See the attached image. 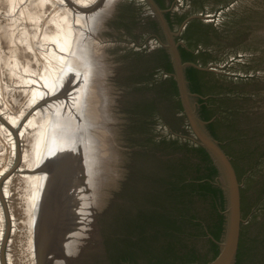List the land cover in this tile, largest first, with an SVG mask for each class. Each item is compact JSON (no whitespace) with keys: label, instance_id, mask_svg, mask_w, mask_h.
Here are the masks:
<instances>
[{"label":"rangeland","instance_id":"obj_1","mask_svg":"<svg viewBox=\"0 0 264 264\" xmlns=\"http://www.w3.org/2000/svg\"><path fill=\"white\" fill-rule=\"evenodd\" d=\"M61 1L47 0L45 9V0H0V118L15 129L17 137L15 153L13 134L1 120L0 264H40L30 228L25 223L30 207L34 206L33 192L37 188L36 181L33 187L23 176L29 168L24 166L22 158L31 146L20 135L34 115L45 112L40 95L45 90L42 79L45 47L51 43V40L45 41L46 35L60 37L65 26L77 24L75 3L87 5L94 0ZM115 3L113 14L91 28L92 38L87 48L94 50L93 66L82 67L87 73L82 107L89 111L84 115L87 122L83 128L89 131L93 119L99 136L95 143L98 155L93 150L92 159L86 165H97L96 177H102L98 185L102 182V193H105L101 210L94 213L92 206L88 214L96 219L99 247L94 245L98 250L75 264H183L182 258L187 257L190 248L194 259L209 257L205 223L200 232L162 215L155 220L147 219L149 204L145 200V179L154 162L166 166L179 162L182 155L162 154L159 141L179 139L196 145L188 118L185 129L179 126L188 133L186 137L181 132L172 133L171 128H176V124L167 113L163 95L153 87V80L161 79L162 75L160 72L155 75L154 64L149 66L147 56L162 49L165 43L176 44L178 38L187 42L185 28L195 19L209 28L207 39L212 43L207 47L203 43L190 45L212 57L207 63L199 59L200 66L211 74L206 78L209 81L206 102L221 116L223 127L232 123L231 137L238 149L251 152L252 147H259L263 152L262 156L258 152L250 158V166L256 165L253 174L252 170L238 181L241 182V207L243 196L257 197V207L252 209L248 221L243 220L242 226L252 223L247 230L257 237L264 257V0H164V9L169 13L164 14L165 23L174 21L175 17L183 18L181 24L174 25L177 37L169 30L170 23H166L168 38L155 30L157 16L146 0H116ZM186 104L185 108L193 112L194 101L187 98ZM27 106L32 108L28 116ZM22 111L25 119L13 123L10 118ZM73 146L76 154L82 152L79 136L74 138ZM187 158L191 157L187 155ZM193 161L182 160L193 166L186 182L191 177L198 181L192 204L204 222H211L214 210L208 197L211 189L204 185V169ZM249 175L252 185L245 190ZM94 177L82 179L88 183ZM110 179L106 186L103 182ZM89 190L92 191L90 185ZM162 195L158 210L168 204V197ZM149 224L164 227L160 238H146L144 231ZM41 264H45V259Z\"/></svg>","mask_w":264,"mask_h":264},{"label":"bare ground","instance_id":"obj_2","mask_svg":"<svg viewBox=\"0 0 264 264\" xmlns=\"http://www.w3.org/2000/svg\"><path fill=\"white\" fill-rule=\"evenodd\" d=\"M115 1L94 0L87 5L75 3L77 24L65 26L60 37L54 34L45 37V41L51 40L50 45L45 47V74L42 76L45 90L40 95L43 100L40 103L45 102V112L34 115L20 135L28 139L31 146L22 158L24 166L29 168L23 176L33 187L36 181L37 188L33 192L34 206L30 207L25 223L30 228L32 244L40 263L45 259V264H75L99 247L96 219L88 214H91L89 207L92 206L94 213L101 210L105 192L102 193V182L98 185L102 177H96L97 165H86L92 159L93 150L98 155L95 143L99 141V136L92 115L91 129L85 131L83 128L87 122L84 115L89 111L82 107L87 85V73L82 67L85 64L86 68L87 65L90 68L93 66L91 54L94 50L87 48L92 38L91 28H96L97 24L113 14ZM47 6L45 0V9ZM1 92L0 88V101ZM28 107L26 116L32 109L31 106L26 109ZM24 116L22 111L10 119L13 123H20ZM2 123L13 134L12 147L16 153L15 129L3 120ZM76 136L83 144L82 152L77 154L73 146ZM109 166L111 175V164ZM83 177L94 179L87 183ZM111 181L103 183L107 186ZM96 185L99 186V193ZM2 235L0 231V239Z\"/></svg>","mask_w":264,"mask_h":264},{"label":"trees","instance_id":"obj_3","mask_svg":"<svg viewBox=\"0 0 264 264\" xmlns=\"http://www.w3.org/2000/svg\"><path fill=\"white\" fill-rule=\"evenodd\" d=\"M157 1L159 2V6L164 8V0ZM176 19L178 24H181L183 18L176 17ZM208 32H210L209 28L198 19L191 21L186 26L184 38L187 41V47H179L183 61L195 63L197 59H200L203 60V63H207L212 59L207 52H199L195 55L193 53L195 51L194 49H192L193 51L189 50L190 45L197 43H203L204 47L212 45L209 39H207ZM192 41L195 42L192 43ZM147 57L150 63L149 66L154 64L152 70L155 72V75L159 72L165 75L168 74V77H162L161 79L158 77L157 80H153V87L156 86L160 96L163 95L166 106L168 107L167 113L171 117V121L176 124V128L172 127L171 131L176 135L180 132L186 135V131L179 128L180 125L185 126V118L180 115L182 106L176 82L172 75H170L173 72V66L170 62L169 54L165 49H159ZM155 58L160 60L158 64L154 61ZM185 73L189 91L206 97V90L208 88L207 82H209L206 78L208 79L211 74L206 70L203 71L193 67L186 68ZM205 110L207 111L201 114L200 117L203 121H210L206 128L210 136L219 142V146L231 158V163L238 180L241 181L244 176L252 170L251 174H253L256 165L253 164V166H250V158L258 152L260 156H262L263 152L259 151V147H252L251 152H243L241 149H238L236 141L231 137L233 131L232 123H228L223 127L221 116L217 115L212 107L209 109L206 108ZM164 121L167 124L165 119ZM178 121L180 124H177ZM158 148L162 154L175 152V154L182 155L179 162H174L169 165L166 164V166L154 162V165L150 167L148 176L145 179L147 188L145 200L149 204L147 208V219L155 220L156 216L159 217V215H162L166 219L180 221L188 226H193L200 232H203V223H205L207 228L206 232L208 233L206 242L210 246L209 257L201 260L194 259V255L190 248L189 251L187 250V257H183L182 259L184 260L183 264H207L219 254V243L222 242L224 238L227 223L225 215L228 205L227 195L217 181L219 171L203 148L190 145L187 141L180 142L179 139H162L159 141ZM187 155L191 158H187ZM192 157H195L197 163H199L198 166L204 169L206 173L203 179L204 185L211 189L208 195L210 202L214 206V210L211 214V222L208 220L204 222L200 212L192 204V200L197 192L196 186L198 181L196 178L194 179L191 177L188 182H186V176L189 175L190 170H193V166L190 163L182 162V160H186V162H188V160L193 161ZM250 175L246 179L247 183L245 190L250 189L252 185ZM159 189L168 197V204L162 210H158V206L163 199V195ZM254 207H257V197H242L241 208L244 221H248V216ZM250 224L252 223L249 222V224L242 226L235 264H263L264 262L257 237L247 230L251 227ZM254 229H256V227ZM163 231H165L164 227L159 228L154 224H149L148 227L146 226L144 235L146 234V238L149 240H155L161 237Z\"/></svg>","mask_w":264,"mask_h":264},{"label":"water","instance_id":"obj_4","mask_svg":"<svg viewBox=\"0 0 264 264\" xmlns=\"http://www.w3.org/2000/svg\"><path fill=\"white\" fill-rule=\"evenodd\" d=\"M146 1L148 5L153 8L168 38L169 30L163 19L162 11L157 6H155L152 0ZM187 24L188 22L182 26V29H184ZM168 49L176 70L175 79L178 84L180 93L179 95L185 107L187 106L186 99L188 98V92L186 88L187 83L184 78V69L189 66V64L183 63L181 61L175 44L170 45ZM186 111L194 135V141L198 146L207 152V154L212 159L213 164L217 167L219 171L217 181L227 195L228 205L225 211L227 220L225 235L222 242L219 243V254L207 264H235L243 223V216L240 206L241 183L238 181L235 170L231 163V158L223 151V149L219 146V143L202 129L201 123L195 118L194 113L191 111L190 113L187 109Z\"/></svg>","mask_w":264,"mask_h":264},{"label":"flooded vegetation","instance_id":"obj_5","mask_svg":"<svg viewBox=\"0 0 264 264\" xmlns=\"http://www.w3.org/2000/svg\"><path fill=\"white\" fill-rule=\"evenodd\" d=\"M153 1V3L155 4V6H157L161 11H162V16H163V19H164V14L166 15L167 14V10L166 9H164V8H161L159 5H158V1L157 0H152ZM170 1H172V0H170ZM150 8V10L151 11H154L153 10V8H151V7H149ZM166 12V13H165ZM153 13V12H152ZM155 14V13H154ZM153 14V15H154ZM169 14V13H168ZM167 14V15H168ZM156 15V14H155ZM155 15H154V20H156V18H155ZM166 15V16H167ZM165 21V20H164ZM156 26H155V30L156 31H158L159 30V32L161 33V32H163L164 34H165V31H164V29H163V27H162V25H161V23H160V21L158 20V18H157V20H156ZM166 23H167V21H166ZM168 23H170L169 25H168ZM167 23V25H168V28H169V30L170 31H172V33H174V36L175 37H177L176 36V34H178V32H177V26H175L174 27V25H177L178 24V22H177V19H176V17H175V19H174V21H172V22H168ZM173 26V27H172ZM160 33H159V35H160ZM166 35V34H165ZM156 37V36H155ZM172 37H173V35H172ZM156 38H158V40H162L161 38H159V37H156ZM195 41H192V43H194ZM176 44V50H177V52H178V55H179V57H180V59H181V61L183 62V63H188L189 64V66H187L186 68H189V67H193V68H197V69H199V70H205L204 68H202L201 66H200V64H199V59H197L196 60V62L195 63H192V62H190V61H183L182 60V58H181V53H180V51H179V47H183V46H186L187 47V42H185L183 39H177V41L175 42ZM168 47H169V45L168 44H164V47L162 48V49H165L166 51H167V53L169 54V59H170V62L172 63V66H173V72H172V74H170V75H172V77H173V79L175 80V82H176V86H177V89H178V93H179V88H178V84H177V81H176V79H175V75H176V70H175V66H174V63H173V61H172V58H171V56H170V52H169V49H168ZM161 49V48H160ZM192 49H194L193 47H190V49L189 50H191V51H193ZM200 51L197 49V50H195L193 53L195 54V55H197L198 53H199ZM157 64L159 63V59H157V58H155V60H154ZM185 68V69H186ZM185 69H184V78H185V80H186V73H185ZM161 73V75H162V77H168V74L167 75H165V74H163L162 72H160ZM186 83H187V80H186ZM186 88H187V92H188V98H190V99H192L193 101H194V108H193V112L192 113H194V116H195V118L196 119H198L199 121H200V123H201V127H202V129L210 136V134H209V131H208V129L206 128V126H207V124L210 122V121H203L202 119H201V114H203L204 112H206L207 110H205L206 108H211V106L206 102V97H204V96H202V95H199V94H197V93H191L190 91H189V89H188V87H187V84H186ZM180 94V93H179ZM179 98H180V102H181V106H182V111H181V116H183L184 118H185V126H186V123H187V121H186V118H188V123H189V127H191V124H190V121H189V117H188V114H187V111H186V109H185V107H184V104L182 103V100H181V97H180V95H179ZM210 106V107H209ZM185 126L183 125H180V127L181 128H183V129H185ZM186 131V130H185ZM187 133V132H186ZM179 135V134H178ZM188 135V133L186 134V135H181V136H187ZM213 138V137H212ZM214 139V138H213ZM192 140H194L193 139V137H192ZM215 140V139H214ZM217 141V140H216ZM218 142V141H217ZM219 143V142H218ZM196 146L197 147H200V146H198L197 144H196ZM224 151V150H223Z\"/></svg>","mask_w":264,"mask_h":264}]
</instances>
